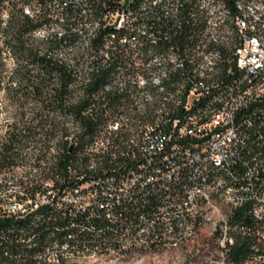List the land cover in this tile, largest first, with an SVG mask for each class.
Segmentation results:
<instances>
[{
	"label": "built area",
	"instance_id": "built-area-1",
	"mask_svg": "<svg viewBox=\"0 0 264 264\" xmlns=\"http://www.w3.org/2000/svg\"><path fill=\"white\" fill-rule=\"evenodd\" d=\"M15 1H22V6L41 3L36 15L26 16L39 25L66 16L68 30L57 38L73 36L74 28L85 27L87 17L77 23V16L92 7L100 21L94 37L107 30L98 51L102 63L109 50L121 55V86L126 80L131 90H144L148 84L145 47L162 54L181 50L182 56L193 59L194 54H202V61H194L196 67L215 69V77L206 81L195 77L196 85L180 86L170 110L157 109L152 124H143L142 115L133 118L122 111L114 113L113 121L84 149L88 156L84 165L63 167L55 158L33 164L32 154L39 152L34 148L21 152L24 159L1 168L0 254L29 257V264H74V257L64 259L68 249H76V256L77 252L109 250L129 257L130 243L140 242L142 252L158 256L157 248L170 246L176 236H183V250L195 256L199 247L189 246L200 230L208 228L216 241L211 264H219L225 251L233 248L219 239V210L209 215L197 204L180 205V198L184 193L195 194L196 187L222 183L227 194L241 204L240 213L233 211V216L244 219L245 237L239 241H248L250 253L240 264H264V181H255V173L264 171V17H252L247 0H161L155 13L141 8V1L147 0H76L75 4L0 0L2 20L8 18ZM258 5H264V0H258ZM212 7L231 13L237 22L239 37H244L239 51H231V33L224 31L218 16H212ZM120 9H127L125 29L113 33ZM144 21H152L153 44L136 37ZM92 38H86V47L80 50H88ZM216 54H223V62H216ZM177 63L180 75H185L181 59ZM158 123H166V130H158ZM111 133L118 137L116 143L106 138ZM56 153L54 146L52 156ZM212 164L225 165V173L202 182L204 168ZM19 168L34 170L35 179H17ZM40 171H49L46 184H39ZM3 180H11V187H3ZM228 181H236V188H228ZM116 193H124V200H116ZM61 207H71V212L90 207V215L80 220L56 217ZM37 209H46V216L35 217ZM177 212L187 215L189 230L177 227ZM63 224L90 227L91 235H60ZM25 230H32V239L38 230H47V234L57 230L58 239L47 242L46 237L39 242V250L11 251V243L23 239Z\"/></svg>",
	"mask_w": 264,
	"mask_h": 264
},
{
	"label": "trees",
	"instance_id": "trees-1",
	"mask_svg": "<svg viewBox=\"0 0 264 264\" xmlns=\"http://www.w3.org/2000/svg\"><path fill=\"white\" fill-rule=\"evenodd\" d=\"M9 13L5 20L0 17V113L5 111L11 117L0 123L7 128L0 135V168L24 159L21 152L26 147L38 148L39 152L32 154L36 159L55 158L57 165L63 167L84 165L88 159L84 149L113 121L114 113L129 108L127 95L136 91L126 80L123 87L119 86L120 80H113L120 74L119 65H124L122 56L109 50V57L102 63L98 51L107 30L92 38L88 50H80L85 46L76 44L75 36L36 38L32 31L38 22L15 8ZM61 52L71 54L64 59V53L63 57L58 56ZM8 56L12 58L10 66L5 61ZM146 89L152 91L149 86ZM106 138L113 143L118 141L113 133ZM49 145L55 146V156L47 154ZM78 230V226L73 227L71 234L90 236ZM141 250L129 248V257L109 250H102L99 255L130 262L134 259L131 255ZM249 253V243L242 239L233 246L228 259L240 264ZM75 256L74 252L68 258L74 257V264L90 260ZM0 257L9 264H29V257Z\"/></svg>",
	"mask_w": 264,
	"mask_h": 264
},
{
	"label": "bare ground",
	"instance_id": "bare-ground-1",
	"mask_svg": "<svg viewBox=\"0 0 264 264\" xmlns=\"http://www.w3.org/2000/svg\"><path fill=\"white\" fill-rule=\"evenodd\" d=\"M76 0H67V4H75ZM248 11L252 17H264V5H258V0H247ZM161 7V0L141 1V8H148V13H155ZM13 8L21 9V14L25 16H34L41 10V3H29L22 6V1L13 2ZM8 10V17L10 15ZM212 16H218V23H224V31L231 33V51H239L244 45V37H239V26L233 19L231 13L219 12V7H212ZM87 17V25L85 27H77L73 29V36H85L76 40V44H82L86 47V38L94 37V34L100 29V21L96 20V11L92 7H85V13H79L77 23H84ZM127 21V9H120L119 21L113 22V33H120L125 29ZM68 30V19L66 16H59L56 21H52L48 25H39L33 31L32 35L40 39H48L52 36H58L59 33H66ZM137 39H141L144 44H153V27L152 21H144L141 30H136ZM66 41H63L65 43ZM61 48L62 44H61ZM62 51V49H59ZM145 55H147L148 63V84L152 91L144 89L130 93L129 108L122 111L125 116H133V118H141L143 124H152L155 121V113L167 112L170 105L174 103V97L178 96L181 87L188 85H196V78L199 81L214 80L215 69H207V67H196L194 61H202V54H194V59L190 56H182L181 50L157 52L152 47H145ZM177 59H181L182 70L185 75H180L179 63ZM216 62H223V54H216ZM119 74L113 80H120ZM123 87V86H120ZM154 89V90H153ZM158 130H166V123H158ZM50 146V145H49ZM47 154L53 155L54 145H51ZM46 155V154H45ZM33 164H43V159H36L33 156ZM225 173V165L212 164L211 167H205L202 174V182H211L217 174ZM17 179L21 181H31L35 179V171L29 168H19ZM49 181V171H40L39 184H46ZM255 181H264V171L255 173ZM3 187H11V180H3ZM228 188H236V181H228ZM116 200H124V193H116ZM209 211V215H216V209L219 210V239L229 242L230 246H234L239 242V237H245L244 219L240 216H233V211H241V204L235 201V196L227 194L222 183H214L213 186L196 187V193H184V198H180V205H195ZM68 215V220H80L84 215H90V207H78L72 210L71 207H61L56 210V217H64ZM46 209L35 210V217H45ZM177 227L181 230H189V218L184 212H177ZM78 226L79 232L85 231L91 235L90 227H80V225L63 224L60 227V235H72L71 229ZM76 233V232H75ZM55 242L58 239V231L38 230L33 235L32 230H25L23 239H17L11 243V251H19L20 249L39 250V242ZM172 247H183V236H176L170 241ZM129 248L142 249L140 242L130 243ZM216 250V246L214 251ZM102 251V250H101ZM231 250L225 251V257L219 258V264H234L229 261L228 256ZM76 253V249H68L64 252V259ZM185 253L187 251L184 250ZM82 254V255H81ZM77 252L79 258H88L99 264H135L134 260L130 262H122L118 257L107 259L102 257L100 252ZM15 257V254H3ZM19 257V256H17ZM211 264V256L206 261Z\"/></svg>",
	"mask_w": 264,
	"mask_h": 264
},
{
	"label": "rangeland",
	"instance_id": "rangeland-1",
	"mask_svg": "<svg viewBox=\"0 0 264 264\" xmlns=\"http://www.w3.org/2000/svg\"><path fill=\"white\" fill-rule=\"evenodd\" d=\"M62 53V52H61ZM66 56H70V52H63ZM6 64L8 66L12 65V58L8 56L6 59ZM120 71V69H119ZM120 78V76H118ZM121 86V83H119ZM11 120L10 115L2 111L0 113V123H4L6 120ZM6 126H0V135H3L6 132ZM34 148L26 147L23 151L30 153ZM1 169V168H0ZM19 171V170H18ZM3 172L0 171V176L2 177ZM199 247V253L195 256H188L184 252L182 247H172V246H162L157 248L158 252L161 253L158 256H151V253L139 251L137 254H132L131 257L134 259L135 264H206L209 256L214 255V249L216 246L215 235L211 232L210 229L206 228L200 230L198 238L191 244L189 247ZM0 264H9L7 260L0 257ZM80 264H99L98 262H93L90 260L82 261Z\"/></svg>",
	"mask_w": 264,
	"mask_h": 264
}]
</instances>
